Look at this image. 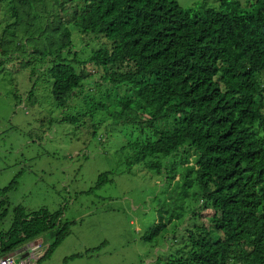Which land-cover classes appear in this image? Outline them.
<instances>
[{"label": "trees", "instance_id": "1", "mask_svg": "<svg viewBox=\"0 0 264 264\" xmlns=\"http://www.w3.org/2000/svg\"><path fill=\"white\" fill-rule=\"evenodd\" d=\"M0 5L7 18L0 54L26 56L30 77L41 65L47 106L60 121L89 119L88 133L121 127L129 136L121 146L126 169L139 165L167 188L159 203L170 215L143 233L146 241L162 228L171 235L156 264H264V0L247 9L219 0L218 9L193 12L176 0ZM72 31L78 42L103 40L81 52L72 49ZM108 175L99 173L95 185ZM14 183L0 188V219ZM62 211L14 205L0 229V256L45 233L51 242L33 262L40 264L69 233L73 221H61Z\"/></svg>", "mask_w": 264, "mask_h": 264}, {"label": "rangeland", "instance_id": "2", "mask_svg": "<svg viewBox=\"0 0 264 264\" xmlns=\"http://www.w3.org/2000/svg\"><path fill=\"white\" fill-rule=\"evenodd\" d=\"M237 1L247 9L252 0ZM176 2L191 12L219 6V0ZM5 13L0 5L1 22L7 20ZM72 32V49L82 48L81 52L85 44L91 48L103 40L90 37L78 42ZM26 59L16 53L0 54V188L16 179L7 194L8 213L0 219V229L9 226L10 209L16 204L27 210L61 209V221H73L69 233L40 264H156L155 258L171 245L165 228L151 241L143 240V233L160 216L171 213L159 203L165 188L158 184V176L148 177L139 165L126 169L121 146L129 136L121 127H99L88 133L89 119L60 121L59 110L47 106L51 99L38 76L41 65L35 64L30 77L31 66H21ZM261 76L264 79V73ZM106 171L108 180L96 186L97 175ZM39 238L43 245L51 241L45 233ZM75 253L81 255L68 258Z\"/></svg>", "mask_w": 264, "mask_h": 264}, {"label": "crops", "instance_id": "3", "mask_svg": "<svg viewBox=\"0 0 264 264\" xmlns=\"http://www.w3.org/2000/svg\"><path fill=\"white\" fill-rule=\"evenodd\" d=\"M47 245L41 246L38 250H34L30 253H27L28 243L19 245L18 248L15 251L14 259H24L25 257L31 258V260L34 262L36 258H38L42 252L45 250ZM33 262H29V264H33Z\"/></svg>", "mask_w": 264, "mask_h": 264}, {"label": "clouds", "instance_id": "4", "mask_svg": "<svg viewBox=\"0 0 264 264\" xmlns=\"http://www.w3.org/2000/svg\"><path fill=\"white\" fill-rule=\"evenodd\" d=\"M51 242V241H50ZM50 242L48 243V244H46L47 246L50 244ZM26 243H28V248H27V253H30V252H32V251H34V250H38L41 246H43V243L41 242V241H38V242H36L35 244H33V243H31V242H26ZM23 244H25V243H23ZM20 245H22V244H20ZM19 246V245H18ZM18 246H16L15 248H13L12 250H10L9 252H7V253H5V254H3L2 256H5V255H9V256H11L12 257V259H13V262L15 261V259H14V254H15V251H16V249L18 248ZM46 246V247H47ZM44 252V251H43ZM42 252V253H43ZM42 255V254H41Z\"/></svg>", "mask_w": 264, "mask_h": 264}, {"label": "built area", "instance_id": "5", "mask_svg": "<svg viewBox=\"0 0 264 264\" xmlns=\"http://www.w3.org/2000/svg\"><path fill=\"white\" fill-rule=\"evenodd\" d=\"M0 264H14V262L11 256L5 255L0 258Z\"/></svg>", "mask_w": 264, "mask_h": 264}]
</instances>
